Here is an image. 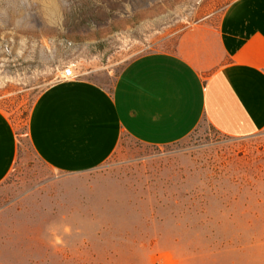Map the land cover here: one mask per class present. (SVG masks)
<instances>
[{"label":"rangeland","instance_id":"1","mask_svg":"<svg viewBox=\"0 0 264 264\" xmlns=\"http://www.w3.org/2000/svg\"><path fill=\"white\" fill-rule=\"evenodd\" d=\"M230 1L0 0V111L18 140L0 183V264H264V130L232 139L201 123L162 147L126 137L76 175L48 169L26 138L63 69L107 89Z\"/></svg>","mask_w":264,"mask_h":264},{"label":"crops","instance_id":"2","mask_svg":"<svg viewBox=\"0 0 264 264\" xmlns=\"http://www.w3.org/2000/svg\"><path fill=\"white\" fill-rule=\"evenodd\" d=\"M205 123L243 139L264 130V0H231L215 23L182 32L176 53L129 61L112 86L59 80L35 99L26 138L35 157L60 174L95 170L128 137L162 147ZM18 140L0 111V183Z\"/></svg>","mask_w":264,"mask_h":264},{"label":"built area","instance_id":"3","mask_svg":"<svg viewBox=\"0 0 264 264\" xmlns=\"http://www.w3.org/2000/svg\"><path fill=\"white\" fill-rule=\"evenodd\" d=\"M60 78L61 80H70V79L75 78V76L72 70L69 67H67L61 71Z\"/></svg>","mask_w":264,"mask_h":264}]
</instances>
